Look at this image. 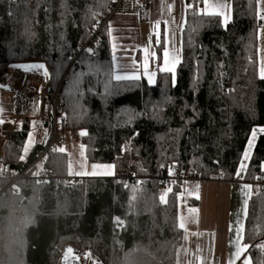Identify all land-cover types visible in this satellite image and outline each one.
<instances>
[{"label": "trees", "instance_id": "obj_1", "mask_svg": "<svg viewBox=\"0 0 264 264\" xmlns=\"http://www.w3.org/2000/svg\"><path fill=\"white\" fill-rule=\"evenodd\" d=\"M112 4L0 0V70L46 64L53 93L65 81L57 95L60 129L67 139L69 133H86L81 141L87 161L114 165L130 141L135 174L152 179L141 190L124 189L114 177L67 184L62 179L68 176L66 150H51L47 161H37L50 139L36 144L21 162L30 135L26 121L8 134L4 147L8 169L0 188L15 174L25 177L15 183L18 194L9 189L0 197V264H58L66 244L90 254L93 264H178L184 245L178 200L186 182L171 183L162 202L157 177L178 162L202 180L234 181L253 129L264 127L258 0H232L226 25L198 5L188 7L175 84L173 73L162 72L151 85L145 79H114L107 25L94 35ZM46 108L52 120L50 105ZM128 113L134 114L131 122ZM262 164L264 134H259L244 180L255 184L264 174ZM44 171L51 178L39 184L37 176ZM243 242L251 263L264 264V187L249 199Z\"/></svg>", "mask_w": 264, "mask_h": 264}, {"label": "crops", "instance_id": "obj_2", "mask_svg": "<svg viewBox=\"0 0 264 264\" xmlns=\"http://www.w3.org/2000/svg\"><path fill=\"white\" fill-rule=\"evenodd\" d=\"M258 2L264 3V0H258ZM221 5L223 7H219ZM188 7V0H153L148 9L143 11L139 7L138 0H122L107 23L113 76L116 74H136L140 76V79H145L148 82L144 68L145 60L147 59L148 72L155 74L154 82L152 83L155 84L158 74L164 72L161 71V68L164 66L165 48L169 51L170 59L172 56H176L180 60L182 30L185 25ZM198 8L204 14L219 16L223 23H228L232 18V0H207V4L205 0H201ZM113 44L116 45L115 53L113 52ZM158 46L161 48L160 57H158ZM113 55H115V60H113ZM178 64H176L175 71ZM25 68L22 65H16L12 69L14 72H19L20 70L26 74L30 72H26L28 69ZM22 82L23 85L18 83V85L11 87L9 89L10 92L17 86L27 87L31 90L33 96H37L48 83L32 81L29 75L23 78ZM8 97L5 95L4 101L10 99ZM7 105L8 102H0V112L2 111L3 118L9 115L3 113ZM13 111L14 109L12 108V116ZM51 127V125H43L42 129L51 131ZM41 133H43L42 130ZM76 137H79V139L73 138V136L67 139L68 176L79 178L113 177L115 173L114 166L111 169L112 175H69L70 164L73 172L92 171L91 166L93 164L89 163L85 157V146L81 141V133H78ZM81 145H83V148H81ZM82 152L83 155H81ZM249 160L250 158L244 162L246 166ZM81 165H83V168ZM96 171L104 172L106 169H96ZM245 173L246 169L241 171L239 176L236 174L234 181H225L218 177L217 179L190 181L189 183H194L193 185H189L188 182L185 183L182 195L186 196V201L190 199L196 200V206L199 207V229L194 239L186 240L184 236L183 248L186 246L187 254L181 257L182 264H199V262L204 261L210 264L216 259L225 262V264H229L230 260L233 261V264H242L245 260L244 258L249 259V256L246 255L247 246L243 242L242 231H240V236L236 240H233L234 236L232 238L230 236L235 225L238 224L237 227L242 230L247 215L249 199L256 189L254 184L244 180ZM244 185L250 186V189L244 188L242 191V186ZM245 200L247 201L246 206L244 204ZM179 222L180 219H178ZM212 228H218L215 235L213 234L214 231L211 233ZM211 236H215V238L212 237L214 240L211 239ZM238 247L244 248L239 257L236 256Z\"/></svg>", "mask_w": 264, "mask_h": 264}, {"label": "built area", "instance_id": "obj_3", "mask_svg": "<svg viewBox=\"0 0 264 264\" xmlns=\"http://www.w3.org/2000/svg\"><path fill=\"white\" fill-rule=\"evenodd\" d=\"M153 0H138L139 7L141 10L145 11L148 7L152 4ZM122 2V0H113L112 7L110 9V16L106 20L100 21L97 26L96 30L94 31V35L98 33L104 26L107 25L110 17L115 13L117 7ZM201 0H188V5L196 6L199 5ZM11 79V72L9 68H2L0 70V88H6L8 86V82ZM65 81H62L57 93H53L51 90V83L48 82L41 90V92L37 96H33L32 92L27 87H21L15 89V94L20 98L19 103H17V107L15 106V114L16 120L13 125L10 126L9 132H14L19 130L23 126V122L25 119H28L27 115L32 112L31 107L35 104L36 109L38 110L37 119L42 120L44 123H51L52 124V134L49 142L46 144L45 148H43L40 153L38 154L37 161L45 162L47 161L49 151L53 149L63 148L64 151L66 150L67 144V137L60 129V117L62 113L57 114V95L59 91L63 88ZM50 105L51 110L53 112V119L50 120L46 114L47 110L45 105ZM51 121V122H50ZM63 151V152H64ZM115 166V173L114 178L116 179L117 183H119L122 188H135L137 190H141L144 188L146 182L152 177L146 176H137L135 174V170L138 166V163L134 161L132 156V145L130 141H127L121 148L119 155L115 158L114 161ZM171 168L172 174H169V169ZM8 166L4 165L2 169V175L5 174L7 171ZM264 174L259 178V180L254 184L256 188L264 187ZM24 173L15 174L13 176L12 183L4 189L0 188V197H5L8 190L12 189L15 194L19 193L18 188L15 186L16 181L24 178ZM51 175H48L46 171L39 174L37 176V182L39 184H43L46 182ZM55 178V177H53ZM65 180L67 184L78 185L82 178L79 177H71L66 176L62 178ZM159 185L158 191L160 194L164 193L167 189H169V185L174 182H190V181H202L201 177L197 175L192 170H182L178 162H172L169 164L166 170H162L161 174L157 177ZM221 179V176H219Z\"/></svg>", "mask_w": 264, "mask_h": 264}, {"label": "rangeland", "instance_id": "obj_4", "mask_svg": "<svg viewBox=\"0 0 264 264\" xmlns=\"http://www.w3.org/2000/svg\"><path fill=\"white\" fill-rule=\"evenodd\" d=\"M258 16H259V19L261 20V26L259 28L258 37H257V43H258V68H259V75H260L261 67H262V65H264V18H262V17H264V3L258 2ZM224 24L226 25L227 23L224 22ZM39 64L40 63H18V64L10 65L8 68L10 69V71L12 73V77L9 80L8 86L6 88L5 87L4 88H0V102L1 103L8 102V105L6 106V110L3 111V113L9 114V115H7L6 117L3 118L4 115L1 114L2 111L0 112V120L3 121V123H0V176H2V177L4 175V174L2 175L3 166L7 165V163H5V160H4V147H5L6 143H7L8 134L11 133V132H9V130L11 129L10 126L13 125L15 123V120H16L15 106L17 107V103H19V101H16V100H20V98L18 96H16V94H15V89L21 88V87L20 86L14 87L13 90L11 89L12 92H10L9 89L11 87H13L14 85H18V83L22 84L24 82V81L22 82L23 78H25L27 75H29V77L31 78L32 81H36L38 83L50 82V73H49V70H48V67L46 66V64H43L45 66L44 69L37 68V67H32L33 65H39ZM16 65L17 66L18 65H20V66L22 65L23 67H26L25 69H28V70H26V72L30 71V72H28L29 74L28 73L26 74V73H24V72H22L20 70H19V72H14V70L12 68L14 66H16ZM45 69L47 70V73H48L47 76H45V74H44ZM5 95H6V97L9 96L10 99H7V100L4 101V99H5L4 96ZM46 106H47V104L45 105V107ZM36 107L37 106H35V104L32 105V107H31L32 112L27 115L28 119L24 120L23 126H22V128H23L24 124L26 123V121L29 122L30 134H31V137H32L31 142H29V139H28V141H27V143L25 145V147L27 146L28 151H27V153H25V151H24V153L22 155V156H24V159L21 160L22 163L26 161L28 155L35 148L36 144H39L40 142H44V141L49 140L50 139V135L52 133V132L50 133V130L46 131L45 129H42V126L44 125V122L42 120H40V119H37V113L36 112L38 110L36 109ZM12 108L14 109L13 116H12ZM46 110H47V108H46ZM260 128H264V127L255 128L257 130L256 137L260 133L264 134V132H260L259 131ZM21 129H19V130H21ZM41 130H42L43 133H41ZM16 131H18V130H16ZM77 135H78V132L67 134L68 137H72L73 136V138L75 137L76 139H79V137L78 138L76 137ZM251 135H252V133H251ZM251 135H250L249 139L251 138ZM254 143H255V141H254ZM247 145H248V143H247ZM246 148H247V146H246ZM252 151H253V148L250 150V156L252 154ZM242 160H243V156H242L241 161ZM243 162H246V160L243 161ZM114 172H115V166H114ZM191 182H194V181H191ZM193 184L194 183H189V185H193ZM185 197L186 196L181 195L179 197V200H178V205H179V211H178L179 212V217H178V219H180V222H181V217L184 218L185 227L182 228V229L184 230L185 239L188 240V239H192V238L194 239L196 237L197 231L199 229V227H198V225H199L198 224L199 207H197L196 205H189L187 203V201L185 200ZM166 198H167V196L165 197V200H166ZM190 209H197V212L191 213L189 211ZM180 222H179V225H180ZM244 225H245V223H243V228L241 230L242 233L244 231ZM237 226H238V224L235 225L232 228V232L230 234L231 238L234 236L233 240H236L240 236V232H239V234L237 233V228H238ZM216 231H218V228L217 229L216 228L215 229L212 228L211 233L213 232V234L215 235ZM212 237L215 238V236H211V239H213ZM67 246H72V247L76 248L79 252L82 253L81 254V258L83 259V264H88V263L89 264H93V260H92L90 254L82 252L77 246L71 245V244H66L63 247L61 260H60V262L58 264H62L63 256H64L63 255L64 254V250H65V248ZM183 250H184V253H183ZM184 254H187L186 246L184 248L183 247L181 248V250L179 252V258H181ZM244 259L245 260L243 261L242 264H245V261H247V264H251L250 263L251 262L250 258L249 259L248 258H244ZM77 264H80V263H77ZM178 264H182V258L180 259V261H178ZM199 264H209V263L204 261V262H199ZM210 264H225V262L218 261L216 259V260L212 261Z\"/></svg>", "mask_w": 264, "mask_h": 264}, {"label": "snow or ice", "instance_id": "obj_5", "mask_svg": "<svg viewBox=\"0 0 264 264\" xmlns=\"http://www.w3.org/2000/svg\"><path fill=\"white\" fill-rule=\"evenodd\" d=\"M205 3L207 4V0H205ZM189 7H191V5H189ZM219 7H223L222 5L219 6ZM211 14H222V13H211ZM264 18V17H262ZM115 49H116V45L113 44V52L115 53ZM89 53H91L93 50L92 49H88L87 50ZM146 52V55H147V49L145 50ZM154 55V54H153ZM113 60H115V55H113ZM180 62L179 58L176 57V56H172L171 59L169 58V51L167 48L164 49V66L163 68H161V71H164V72H171L173 73V84H175V67H176V64H178ZM32 67H37V68H41V69H44L45 66L43 64H39V65H33ZM144 68H145V74L147 76V80H148V83L151 85L153 82H154V73H150L148 72V61L147 59L145 60V64H144ZM45 76L48 75L47 73V70L45 69V72H44ZM260 78L261 79H264V65H262L261 67V70H260ZM114 79L116 81H123V80H139L140 79V76L139 75H136V74H132V75H120V74H116L114 75ZM105 92L110 94L109 91H108V85L106 84L105 85ZM128 122H131L132 119H134V114L133 113H128ZM0 123H3L2 120H0ZM260 132H264V128H260L259 129ZM86 133L85 132H82L81 135H85ZM256 134H257V130L256 129H253L252 131V135H251V138L248 140V145H247V148L245 149V152L243 154V160L241 161V166L240 168L237 170V176H239L240 172L245 170L246 169V164H244L243 161L245 160H248L250 158V150L253 148L254 146V141L256 140ZM31 134L29 135V142H31ZM81 148H83V145H81ZM25 153H27L28 151V148L27 146L25 147L24 149ZM53 151H60V152H63L64 149L63 148H58V149H53ZM81 155H83V152L81 153ZM21 160L24 159V156H21L20 157ZM81 167L83 168V165H81ZM92 171L91 172H88V171H77V172H73L72 171V166L71 164L69 165V175H77V176H84V175H112V171L111 169L113 168V165H99V164H93L92 166ZM262 168H264V164L261 165ZM96 169H106V171L104 172H97ZM169 174L171 175L172 174V170L171 168L169 169ZM244 188H249L250 189V186L248 185H244L242 186V191ZM168 192H171V188L167 189L164 193L161 194V201L162 202H166L165 200V197L167 196V193ZM244 204L246 206L247 204V201L245 200L244 201ZM191 213H195L197 212V209H190L189 210ZM117 221H119V218H115ZM119 223H123L122 221H119ZM180 227L181 228H184L185 225H184V218L181 217V222H180ZM241 231V228H237V233L239 234V232ZM244 248H246V246H244ZM244 248H240L238 247L237 248V251H236V256L239 257L241 255V253L244 251ZM69 252H71L72 250L69 249L68 250ZM229 264H233V261H229ZM245 264H247V261H245Z\"/></svg>", "mask_w": 264, "mask_h": 264}, {"label": "bare ground", "instance_id": "obj_6", "mask_svg": "<svg viewBox=\"0 0 264 264\" xmlns=\"http://www.w3.org/2000/svg\"><path fill=\"white\" fill-rule=\"evenodd\" d=\"M26 174V173H25ZM71 249L72 251L69 252L68 250ZM81 252H79L76 248L72 246H67L64 250V256L62 264H83V259L81 258ZM81 259V260H80ZM89 260V259H88ZM76 263H75V262ZM86 262V261H85ZM89 264V263H88Z\"/></svg>", "mask_w": 264, "mask_h": 264}]
</instances>
